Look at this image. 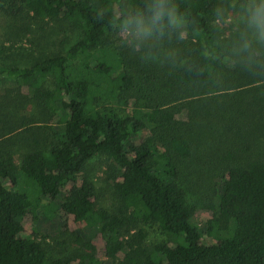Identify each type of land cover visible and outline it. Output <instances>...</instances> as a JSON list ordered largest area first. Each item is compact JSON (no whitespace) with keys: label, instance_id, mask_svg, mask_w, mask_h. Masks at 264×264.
<instances>
[{"label":"trees","instance_id":"16d2710c","mask_svg":"<svg viewBox=\"0 0 264 264\" xmlns=\"http://www.w3.org/2000/svg\"><path fill=\"white\" fill-rule=\"evenodd\" d=\"M227 4L245 13L231 37L213 24ZM0 15L17 35L79 33L29 65L0 61L2 102L35 112L0 129V264H100L93 243L51 256L45 237L24 235L28 211L59 197L111 264H264V0H0ZM133 25L151 35L135 56L106 43ZM155 49L161 74L148 66ZM101 156L111 208L97 202ZM184 162L217 179L204 233L220 235L214 244L192 222ZM147 224L167 241L146 244Z\"/></svg>","mask_w":264,"mask_h":264},{"label":"rangeland","instance_id":"374dc122","mask_svg":"<svg viewBox=\"0 0 264 264\" xmlns=\"http://www.w3.org/2000/svg\"><path fill=\"white\" fill-rule=\"evenodd\" d=\"M245 13L238 11L234 5H222L213 17V24L223 37H231L235 33ZM34 29V27H33ZM20 35L10 31L7 21L0 15V61L9 65L26 66L31 64L33 58L38 57L41 51H64L68 49L78 38L79 33L72 28L57 26L49 33H41L38 27L26 35ZM151 35L141 25H133L128 30L120 33H111L106 37V43L122 53H129L131 57L141 51L142 40H147ZM151 49V47H150ZM156 52L159 54L154 55ZM163 50L155 49L151 54L156 62L148 63V66L156 74L163 70ZM143 53V51H142ZM165 57V56H164ZM11 87L9 83L0 82V129H3L5 116L13 113L16 117L29 115L35 112L31 108L14 109L15 102L3 103L4 89ZM13 115V116H14ZM17 163L20 162L17 157ZM93 178L96 182L99 205L111 208L117 204L113 195L112 182L107 178V166L104 157H97L92 161ZM190 162L181 165L180 183L187 194V202L193 210V224L203 233L201 242L214 244L220 235L207 236V222L213 215V207L217 208L218 197L210 189V181L217 182L216 177L202 176L193 171ZM8 186L9 183H7ZM62 197L49 201L45 199L43 206L31 209L23 220L24 235L37 234L40 239H46L49 254L58 256L61 254L76 256L88 252L85 243H93L96 246V256L100 264H111L112 259L105 255L104 240L89 228L84 221H76L72 216L64 214L60 209ZM146 231V244L153 245L167 241L168 237L162 229L154 225H141ZM117 258H121L118 256Z\"/></svg>","mask_w":264,"mask_h":264}]
</instances>
